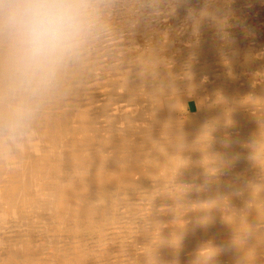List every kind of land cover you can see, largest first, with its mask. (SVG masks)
Returning a JSON list of instances; mask_svg holds the SVG:
<instances>
[{"label":"bare ground","instance_id":"obj_1","mask_svg":"<svg viewBox=\"0 0 264 264\" xmlns=\"http://www.w3.org/2000/svg\"><path fill=\"white\" fill-rule=\"evenodd\" d=\"M7 114L0 264H264V0H103L29 125Z\"/></svg>","mask_w":264,"mask_h":264},{"label":"clouds","instance_id":"obj_2","mask_svg":"<svg viewBox=\"0 0 264 264\" xmlns=\"http://www.w3.org/2000/svg\"><path fill=\"white\" fill-rule=\"evenodd\" d=\"M102 15L103 0H0V106L10 131L29 125L96 35ZM215 253L202 249L201 264Z\"/></svg>","mask_w":264,"mask_h":264},{"label":"rangeland","instance_id":"obj_3","mask_svg":"<svg viewBox=\"0 0 264 264\" xmlns=\"http://www.w3.org/2000/svg\"><path fill=\"white\" fill-rule=\"evenodd\" d=\"M182 101H181V99H178V103H181Z\"/></svg>","mask_w":264,"mask_h":264}]
</instances>
